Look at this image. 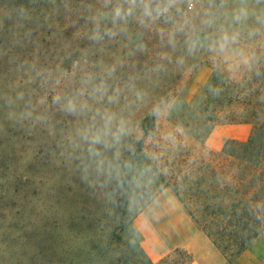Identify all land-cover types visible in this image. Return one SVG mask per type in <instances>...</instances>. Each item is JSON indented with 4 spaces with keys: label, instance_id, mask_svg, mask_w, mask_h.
Here are the masks:
<instances>
[{
    "label": "rangeland",
    "instance_id": "374dc122",
    "mask_svg": "<svg viewBox=\"0 0 264 264\" xmlns=\"http://www.w3.org/2000/svg\"><path fill=\"white\" fill-rule=\"evenodd\" d=\"M257 49L264 0H0V264L189 262L180 248L152 262L137 219L173 196L158 183L175 155L247 138L219 122L201 144L173 118L217 65Z\"/></svg>",
    "mask_w": 264,
    "mask_h": 264
},
{
    "label": "trees",
    "instance_id": "16d2710c",
    "mask_svg": "<svg viewBox=\"0 0 264 264\" xmlns=\"http://www.w3.org/2000/svg\"><path fill=\"white\" fill-rule=\"evenodd\" d=\"M251 56L237 67L217 65L199 94L173 118L176 122L186 113L187 120L177 124L201 144L219 122L248 124L247 138L227 140L209 157L175 155L173 167L161 174L158 183V191L168 188L224 257H237L263 235L264 50ZM154 126L153 116L140 122L144 136L151 135ZM245 220L256 224L241 226Z\"/></svg>",
    "mask_w": 264,
    "mask_h": 264
},
{
    "label": "crops",
    "instance_id": "0c3cea01",
    "mask_svg": "<svg viewBox=\"0 0 264 264\" xmlns=\"http://www.w3.org/2000/svg\"><path fill=\"white\" fill-rule=\"evenodd\" d=\"M137 220L144 221L141 246L152 262L180 248L190 255L186 264H229L174 195L160 193ZM232 264H264V237L252 240Z\"/></svg>",
    "mask_w": 264,
    "mask_h": 264
},
{
    "label": "clouds",
    "instance_id": "9594fccd",
    "mask_svg": "<svg viewBox=\"0 0 264 264\" xmlns=\"http://www.w3.org/2000/svg\"><path fill=\"white\" fill-rule=\"evenodd\" d=\"M141 2H143V0H141ZM133 3H135V0H133ZM144 11H145V15H151V9L147 5H145ZM157 12L159 13V9H157ZM115 15L118 18H122L125 15H131V9H129L125 13L124 10H122L121 8H117L115 11ZM77 110H78L77 106L72 102H69V104L66 107V111H68L69 113H75ZM91 142L93 144L100 143L101 137L99 135H96L92 138Z\"/></svg>",
    "mask_w": 264,
    "mask_h": 264
}]
</instances>
